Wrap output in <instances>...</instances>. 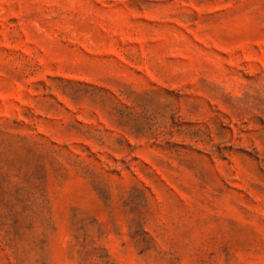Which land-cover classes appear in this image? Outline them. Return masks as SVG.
<instances>
[{
  "label": "rangeland",
  "instance_id": "374dc122",
  "mask_svg": "<svg viewBox=\"0 0 264 264\" xmlns=\"http://www.w3.org/2000/svg\"><path fill=\"white\" fill-rule=\"evenodd\" d=\"M0 264H264V0H0Z\"/></svg>",
  "mask_w": 264,
  "mask_h": 264
}]
</instances>
